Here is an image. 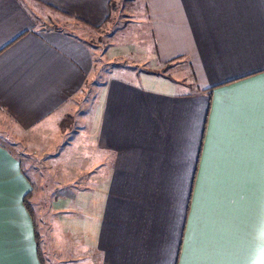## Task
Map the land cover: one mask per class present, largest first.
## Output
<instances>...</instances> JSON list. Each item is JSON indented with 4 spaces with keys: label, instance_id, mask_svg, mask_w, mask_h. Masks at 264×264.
Returning a JSON list of instances; mask_svg holds the SVG:
<instances>
[{
    "label": "crops",
    "instance_id": "obj_1",
    "mask_svg": "<svg viewBox=\"0 0 264 264\" xmlns=\"http://www.w3.org/2000/svg\"><path fill=\"white\" fill-rule=\"evenodd\" d=\"M126 6L127 0H0V111L15 122L22 143L0 144V264H42L36 232L45 264L259 256L264 0H146L147 12ZM45 16L54 22L46 32L38 29ZM134 16L145 24L138 51L92 47L88 33L131 24ZM116 34L134 40L126 26ZM131 60L158 73L137 83L95 67L109 62L125 72ZM172 67L177 80L162 74ZM93 101L87 117L82 105ZM66 118L73 128L81 120L80 129H92L73 137L76 155L65 153V164L55 165L50 183L62 185L46 195L41 176L37 187L23 169L43 164L46 152L32 158L42 149L38 139L55 133L50 127L68 134ZM35 137L37 149H29ZM30 195L38 218L24 206Z\"/></svg>",
    "mask_w": 264,
    "mask_h": 264
},
{
    "label": "rangeland",
    "instance_id": "obj_2",
    "mask_svg": "<svg viewBox=\"0 0 264 264\" xmlns=\"http://www.w3.org/2000/svg\"><path fill=\"white\" fill-rule=\"evenodd\" d=\"M126 7H132L137 11H141V9H144L146 12V0L145 2L143 0H127V6ZM124 8V7H123ZM126 9V8H124ZM135 15V14H134ZM40 21V20H39ZM72 22V21H71ZM68 24V23H67ZM144 22L142 20H138L136 18V16H134L132 18V23H109L106 26H104L102 31H93L91 34L88 33V38L89 40H91V42L94 44L92 47H96V46H101L100 43H103L105 46L110 45V46H126V47H132L134 46L136 49L133 51H138L139 49H137L139 46L135 43H137V38L140 30L143 29L144 27ZM39 26V30H42L44 32L48 31V29H54V22L52 19H49L48 17H44L42 21H40L38 23ZM123 26H126V29L128 31L132 32V39L133 42H130L129 40H127L126 38H124L123 36H120V34L118 36H116V32H118L119 30H121L123 28ZM72 27V26H70ZM139 29V31H138ZM76 31H79L76 28ZM83 32H77L76 34L82 36ZM148 34V32L144 31V34ZM145 35L144 36V41L149 43V39L148 36ZM103 47V46H102ZM133 51H127L129 54H131V52ZM109 62H106L105 64H100L95 66L96 70L98 72H100L103 75L109 74V75H118L120 77H122L123 79H128L130 81H137V83L140 81L141 83L142 81V76H151L153 74H157L158 72L156 71V73H154L152 70L151 71H147L148 69L144 70L143 67H149L148 65L143 66L141 64L135 63L134 61L131 60V62H125V72H123L122 70L116 68L115 66H109L107 67ZM126 67H129V69H126ZM170 68V67H169ZM169 68H167L165 70V72H163L162 74L164 76H167L169 79H173V80H177L178 78V70H175L174 67L171 68V70H169ZM100 74V75H101ZM154 77V76H153ZM153 77L148 78V80H152ZM98 82H94L91 81V83L94 82V85L92 84V96L97 97V93H95L96 91L98 92L99 95V91H100V84H99V79H97ZM176 83H178L177 81H174ZM179 84V83H178ZM84 89H86L87 91V87H85ZM90 94V93H89ZM87 94V95H89ZM89 101V100H87ZM89 102H84L82 105V110H86L85 112L82 113H86V116L89 117V114H91V110L93 106V111L94 108L96 106V102L93 101V104L91 105V102L89 104ZM82 116V115H81ZM65 123V126L71 127L69 129V133L68 134H58L59 128L57 127H50L49 130H54L55 133L50 134V136L46 135L44 136H40L39 137V142H41V146L42 149H37L36 145H37V138L35 137L36 143L35 141L32 142L28 147L29 149H37V151L39 153L36 152V154L34 156H32L33 160L37 161L40 160V157L43 155V153H47V155L43 158V160L41 161L43 164H39L36 167L25 165L24 167V173L27 177H29L30 179H32L34 181V183L36 184V186L38 187V177L39 175L41 176L42 182H44V186H42L39 190L43 193H45L47 195V193H51L54 191V189H56L58 186L62 185V184H52L50 183L53 179V172L54 170H56L55 165L59 166V165H64L65 164V153H71V154H75V151L72 150V148H74L75 142L73 140V137H77L79 134V131L82 129V138L84 136V134L86 132H88L87 130L92 129L91 124L87 123L85 124L84 128L81 127V120L79 122V125L76 126L75 128H73L74 126L71 125L72 123V119L71 118H66L62 121V124ZM71 125V126H70ZM91 126V127H90ZM59 127L61 128V123L59 125ZM73 130V133H72ZM78 133V134H76ZM21 132L19 130V128L15 125V122L5 113H3L2 111H0V144L4 145L5 147H8L10 149H12L11 147L15 148L14 145L12 144H21L22 143H18V140H20L21 138ZM64 138V139H63ZM49 143V145H48ZM32 151H30V154L32 155ZM70 155V154H68ZM76 155V154H75ZM67 156V155H66ZM69 168V166L67 167ZM36 169V170H35ZM38 174V175H37ZM37 175V176H36ZM38 192V189L36 190V193ZM55 193V192H54ZM53 194V193H52ZM30 204L31 207L33 208V210L35 211L34 214L36 213L35 217L38 218V214L40 212V206L37 204L35 198H32L30 200Z\"/></svg>",
    "mask_w": 264,
    "mask_h": 264
},
{
    "label": "snow or ice",
    "instance_id": "obj_3",
    "mask_svg": "<svg viewBox=\"0 0 264 264\" xmlns=\"http://www.w3.org/2000/svg\"><path fill=\"white\" fill-rule=\"evenodd\" d=\"M262 229H264V219L261 221ZM261 243L262 247L259 249V256L256 260L241 262V261H215V262H207L202 261L199 264H264V231L261 233Z\"/></svg>",
    "mask_w": 264,
    "mask_h": 264
},
{
    "label": "trees",
    "instance_id": "obj_4",
    "mask_svg": "<svg viewBox=\"0 0 264 264\" xmlns=\"http://www.w3.org/2000/svg\"><path fill=\"white\" fill-rule=\"evenodd\" d=\"M65 123L62 124V128H65ZM31 199V195L30 196H26V198L24 199V206L26 207V209L29 211L30 215L33 217H35V214H34V211L29 203ZM36 240H37V247H38V252H39V255H40V260L42 262V264H45L44 260L42 259L43 257H41V250H40V235L39 233L36 232Z\"/></svg>",
    "mask_w": 264,
    "mask_h": 264
}]
</instances>
